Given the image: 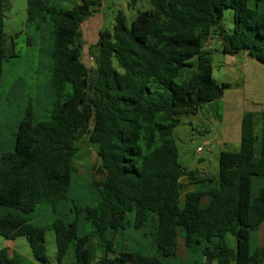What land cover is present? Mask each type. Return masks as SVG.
Here are the masks:
<instances>
[{"label": "trees", "instance_id": "16d2710c", "mask_svg": "<svg viewBox=\"0 0 264 264\" xmlns=\"http://www.w3.org/2000/svg\"><path fill=\"white\" fill-rule=\"evenodd\" d=\"M6 1L0 0V122L4 65L18 57L7 47ZM150 3L130 27L119 13L113 29L100 32L90 80L79 29L102 0L72 8L61 0L27 1L33 35L26 44H37L38 36L48 43L51 91L46 107L42 97H29L6 148L0 139V237L26 238L43 263L46 233L53 231L57 264L70 251V264H264V245L252 248L264 223V113L243 115L240 146L220 152L216 175L198 178L185 169L174 140L182 116L197 115L228 89L213 78L206 50L225 11L232 12L233 31L221 35L224 53L264 64V0ZM91 121L98 178L92 198L77 203V143ZM184 177L205 187L182 203ZM131 226L141 240L124 237ZM180 238L202 262L178 255ZM0 264L24 263L3 249Z\"/></svg>", "mask_w": 264, "mask_h": 264}, {"label": "rangeland", "instance_id": "374dc122", "mask_svg": "<svg viewBox=\"0 0 264 264\" xmlns=\"http://www.w3.org/2000/svg\"><path fill=\"white\" fill-rule=\"evenodd\" d=\"M27 1L28 0H7L4 6L5 31L8 36L7 47L11 53L18 54L4 65V89L2 91V112L0 125V139L5 148L11 134L15 130L18 121L27 109L29 97H42L45 101L43 107L48 105V95L50 94L51 66L48 59V43L40 44L41 36L37 38V44L28 46L26 40L33 34L28 33L26 29L27 21ZM106 7L102 10L105 16L104 29L112 30L116 23V16L123 13L127 25L130 27L137 18L139 12L151 11L150 0H105ZM64 4V3H63ZM220 31L212 36L206 45V50L212 53L213 78L219 84H226L228 89L236 90L241 86L244 74L242 65L249 58L247 54L236 56L225 54L223 49L222 33L233 31V18L231 11H225L224 17L220 23ZM20 33L17 38L16 34ZM45 39V36L42 37ZM47 43V44H46ZM89 43L83 40L82 59L87 65L92 80V68L95 66V49L88 48L84 44ZM227 89V90H228ZM233 91V92H234ZM50 98V97H49ZM41 109V107H39ZM46 113V112H45ZM181 124L174 130V140L179 150V162L185 168L201 173L207 172L212 175L217 174L219 170L220 150L218 142L222 137L219 136V123L217 121L206 122L202 118L201 112L197 115L181 117ZM206 127L209 128L205 133ZM93 129V122L89 123L87 131L80 137L77 147L79 148L76 157V169L78 182L76 183L74 198L77 203H83L90 200L93 195L94 181L97 180V167L99 157L95 146L90 142L89 135ZM198 147H203L200 155L197 152ZM187 179L181 180L182 196L184 201L187 188ZM133 221L134 216L130 215ZM124 237L133 241L141 240L142 234L132 226L125 232ZM228 243L235 247V239L228 236ZM264 245V223L259 231L253 234L252 248ZM45 246L47 251V262L38 261L32 252L31 246L26 238L21 237L16 240H6L0 237V251L8 249L22 259L24 264H57L56 261V236L53 231H48L45 237ZM102 248H98V253H102ZM179 254V251H178ZM72 251L66 257L64 264H70Z\"/></svg>", "mask_w": 264, "mask_h": 264}, {"label": "crops", "instance_id": "0c3cea01", "mask_svg": "<svg viewBox=\"0 0 264 264\" xmlns=\"http://www.w3.org/2000/svg\"><path fill=\"white\" fill-rule=\"evenodd\" d=\"M61 1L64 3L63 5L65 8H72L79 3V0ZM105 7V0H102L100 11L88 18L81 25L83 40L85 35V39L89 42L84 44V48L85 46L88 48L94 47L99 40L100 32L105 30V16L102 12ZM248 58L249 59L246 62L244 61L242 65L244 79L241 86L237 87L235 91L229 88L219 101L205 105L200 111L202 118L206 122L210 123L214 120L219 123L220 132L218 134L219 136L222 134L223 137L218 142V146L221 148L220 152L226 149L236 150L239 148L242 136V120L246 112L264 113V64L251 56ZM204 131L205 133L210 132L208 127H206ZM195 172L198 178L205 175H212L207 172L201 173L197 170ZM186 185L187 188L190 189L186 191L185 194L195 190L196 186L201 188L205 187L204 183H201V185H192L188 179ZM208 201V197L205 196L202 199V204L205 205ZM178 251V255L183 259L191 262H194L196 259L200 262L203 261L201 257L196 258L188 251L182 238H180L178 242Z\"/></svg>", "mask_w": 264, "mask_h": 264}, {"label": "built area", "instance_id": "2783aa9c", "mask_svg": "<svg viewBox=\"0 0 264 264\" xmlns=\"http://www.w3.org/2000/svg\"><path fill=\"white\" fill-rule=\"evenodd\" d=\"M203 151V147H198L197 152L200 155V153Z\"/></svg>", "mask_w": 264, "mask_h": 264}, {"label": "water", "instance_id": "95a60500", "mask_svg": "<svg viewBox=\"0 0 264 264\" xmlns=\"http://www.w3.org/2000/svg\"><path fill=\"white\" fill-rule=\"evenodd\" d=\"M79 30H81V28H80ZM239 145H240V144H239Z\"/></svg>", "mask_w": 264, "mask_h": 264}]
</instances>
